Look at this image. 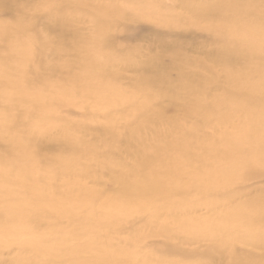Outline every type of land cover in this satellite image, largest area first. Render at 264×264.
<instances>
[{
	"label": "rangeland",
	"instance_id": "rangeland-1",
	"mask_svg": "<svg viewBox=\"0 0 264 264\" xmlns=\"http://www.w3.org/2000/svg\"><path fill=\"white\" fill-rule=\"evenodd\" d=\"M257 141L264 155V0L0 6V170L13 167L0 216L11 223L16 199L25 210L0 264H264L247 242L260 227L218 216L227 202L264 211V161L226 160ZM223 166L230 183L197 195L194 174Z\"/></svg>",
	"mask_w": 264,
	"mask_h": 264
},
{
	"label": "bare ground",
	"instance_id": "bare-ground-1",
	"mask_svg": "<svg viewBox=\"0 0 264 264\" xmlns=\"http://www.w3.org/2000/svg\"><path fill=\"white\" fill-rule=\"evenodd\" d=\"M19 0H0V6L4 5H8L9 7H16V4ZM68 3V2H67ZM77 5V7L80 9L82 8V1L79 3H75ZM252 5H249L247 3H245L241 9H239L241 11L242 14H245L249 17H251L252 15H255V12L253 10V7H251ZM53 9L60 11L62 9V7L60 5L56 6V8L54 7ZM52 10V9H51ZM57 13V12H55ZM223 13H226V16L231 17L232 19L236 20L237 22L242 21L243 19H239V16L241 15L240 12H237L233 9V7L231 5H227L225 7V10ZM52 17H55L53 15H51ZM245 19V18H244ZM54 22L51 23V26H53L54 28H58L59 30H66V27H64L65 25V19L62 18L60 21V18L58 21H56V25L53 24ZM48 31L49 28H47ZM102 42H106L107 43V39L102 36ZM144 67H147V65L142 64L140 67L136 64L134 65V69L136 71L143 69ZM53 70H55L54 66H53ZM252 88H257L256 85H252ZM251 111L255 112L257 111L256 108L254 107H250L249 108ZM253 120L252 117H248V121L251 122ZM248 128L244 127L242 129V133L247 132ZM34 138L32 137V134L30 132L27 133V135L25 136L24 140L26 143L31 144L32 140ZM260 141H257V143H254L251 147H247V150L250 151V157H244L241 159L239 154H233V153H228L226 156V160H229V163H231L232 166L234 165H238L240 167H249L250 163L253 162H258V163H262L264 161V155L262 153V148L259 145ZM196 146H194L192 148L193 155L197 156L196 152ZM31 153L26 154V157H30ZM198 157V156H197ZM55 165L57 166V168L59 170H65L64 168V164L63 159H60L59 157L55 159ZM2 165V164H1ZM225 166V165H224ZM223 166V167H224ZM13 168V167H11ZM11 168H3L0 170V183L5 181V178L10 174L11 172ZM25 169V167H23ZM74 171V170H73ZM72 171V172H73ZM227 171L228 169L226 167L222 168L221 172L219 173H195L194 177H197V181L199 182L198 188H197V195H202L203 193L206 192V194H208L207 189L210 187V183H212L213 181H215V179H213L214 176H217L219 179H221L226 185H228L231 181V178L228 176L227 177ZM174 174H177V171L174 170ZM180 183V188L178 189L179 192H185L187 189L189 184H191V181H179ZM171 189V188H170ZM257 199V198H255ZM231 202H227L226 205L224 206V213L218 215L219 217L224 215V216H228L229 213H234L237 217V219H243L245 218V222L246 225H248L247 227H255L256 225H258L260 227V230L262 232H264V211H262V209L255 207L254 210H246L244 207V205H231ZM231 205V206H230ZM9 218H10V222L11 223H5V220L3 217L0 216V248H2L3 246H7L6 243L7 241H5L4 239L7 237V235L9 234H14L17 235L18 231L23 230V228H20L18 231L16 228L19 227V223L18 220H20V218L24 215L25 210L23 208V201L22 200H18L16 199V201L13 204H9ZM215 208V207H213ZM187 211L186 209H183L182 212ZM155 217H157V215H155ZM262 221V223H261ZM248 244L253 245L254 247H259L263 244L262 247H264V238L260 237L259 235H252L249 237L248 239ZM34 243V247H37V249H45L48 248L46 246L43 245V243H41L40 241H38L37 239H34L33 241ZM50 248V247H49ZM1 250V249H0ZM63 258H65V256H63ZM232 259L234 261H241V257L239 255H234L232 256ZM251 264H261L259 259H250ZM68 264H70V261H67ZM132 264H136V263H132Z\"/></svg>",
	"mask_w": 264,
	"mask_h": 264
}]
</instances>
